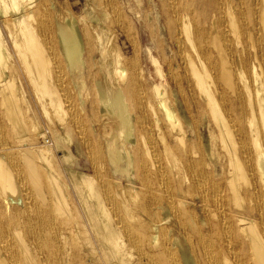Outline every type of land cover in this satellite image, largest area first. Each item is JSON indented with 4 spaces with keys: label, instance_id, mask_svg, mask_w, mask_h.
I'll use <instances>...</instances> for the list:
<instances>
[{
    "label": "bare ground",
    "instance_id": "1",
    "mask_svg": "<svg viewBox=\"0 0 264 264\" xmlns=\"http://www.w3.org/2000/svg\"><path fill=\"white\" fill-rule=\"evenodd\" d=\"M98 1L100 17H79L43 0H0L1 21L42 105L60 125L69 120L59 138L72 144L75 130L103 169L96 177L62 164L66 182L59 154L31 143L52 137L31 134L0 29V264H164V255L196 264L197 250L207 264H264V0H148L156 12L144 23L157 31V52L145 47L153 72L122 0ZM118 29L133 44L129 55ZM185 85L206 103L197 123L181 110L175 90ZM217 142L229 156L228 194L210 210L204 186L218 174ZM59 147L71 162L72 152ZM138 182L145 195L159 187L166 202L150 205Z\"/></svg>",
    "mask_w": 264,
    "mask_h": 264
},
{
    "label": "rangeland",
    "instance_id": "2",
    "mask_svg": "<svg viewBox=\"0 0 264 264\" xmlns=\"http://www.w3.org/2000/svg\"><path fill=\"white\" fill-rule=\"evenodd\" d=\"M38 1H40V0H38ZM43 1L46 3V6L48 8H50V5L52 3L57 4V5L61 6V8H63L62 9L63 12H66V9L67 10L70 9L75 15H77L79 17H83L84 15H86V16L89 15V17H91V16L100 17L101 16L102 10H100L97 7V3L99 2L98 0H43ZM55 2H57V3H55ZM90 3H93V4H90ZM120 4L124 7L125 15L128 16L129 19H131V21L133 22V26H134L133 31L134 32L132 31V33H134V35L136 34V37L139 39V41L141 43V47H142L141 53H143L142 58H143L144 66L147 69L151 70V72H153L154 66L152 63H150L149 58L145 54V47L149 46L153 49V52H155V50H156V42L154 40L155 37H154V39H152V38H153V36H156L157 31L152 29V28H151V30L146 28L144 23L147 20V12L148 11H150L151 13H156V12L154 11L153 8L150 7L148 0H122V3L120 2ZM130 7H132L135 11L139 10L140 13L142 14V17H144V19L142 21H140V20H138V18L135 15L133 16L132 11L130 10ZM50 13L52 14V11ZM149 23H151L152 26L154 25L152 21ZM0 29L2 31V37L4 38L6 45H7L8 49L10 50L9 51L11 54V57L9 59L10 68L8 70L9 71L12 70L16 74L15 78H16V81L18 83V87L20 89L19 94H20L22 111L25 114V118H26L28 125L30 127L35 126L34 128H37V129L32 128L34 131L32 130L31 134L33 136V134L36 135L37 134L36 132H38V131H42V130L47 131L48 130V132H50V135L52 137L51 139H48V140H50V141H48L45 138L37 135L35 137H32L33 139L31 140V143L35 144L36 146L43 147V148L51 146L53 151L55 153L59 154V159H56V164H57L58 169L60 170L62 180H65L66 182H67V176H66V172L64 171V169L62 167V164L70 165V166L76 167L78 169L84 170L86 172L92 173V174L96 175V177L99 174V172H100V174H102L103 172H101V171H103V169H101V171H100V168L95 169V166L92 164V162L90 160V156L88 154L86 147L84 146L81 138L79 137V135L76 133L75 130L71 131V137L73 139L72 144H66V142H64L62 139L59 138V136H58L59 132L60 133L62 132L63 127L69 123V120L66 121V123L64 125L63 124L60 125L58 120H56L55 114L53 116V111L51 109H49V107L42 105L41 99L38 97V95L35 92V89L33 88L30 81L28 80L29 77L27 75V72L25 71V68L19 64L20 62H19L18 58H16V56H15V51H14L12 44H11L12 42H11L10 37H9V32L7 29L4 28V25H3V22L1 21V18H0ZM116 31H117L116 37L118 38L117 41L120 40L117 43L129 55L131 52V48H132L133 44H131V42H129V40H128V38L124 32H122L120 29H118ZM156 52H157V50H156ZM245 60L248 61L247 58H245ZM183 77H184V79H186V73L185 72L183 73ZM153 82H154L153 78H151L148 82V87L151 86V84H153ZM184 87H185V90L182 91L181 93L179 90H177V89L175 90L176 93L179 95V100L182 101L183 104L185 105V106H181V110L183 111L186 108L187 111H191L194 114V117L196 116L195 122L197 123V120H198L197 115L200 116L202 108L205 107L206 103L204 101H202L201 99H198L197 93L194 89L188 90L187 85H185ZM43 111H46V112H43ZM0 115L3 117V107L1 104V99H0ZM1 121L3 123L2 119H1ZM5 126H6L5 127V130H6L5 133L8 134L7 143H9L13 146H16L17 144L15 143V140L12 138L13 137V129L6 122H5ZM89 126H93L92 122H90V121H89ZM94 132H95V134H98L99 131L95 130ZM204 135H207V132ZM191 138H192L191 142L193 144H195V146L199 150H202L203 149L202 144L200 145L201 139L198 140L195 133H193ZM0 142L3 143V141H0ZM173 144L175 146L174 150L178 154L182 153L181 148L178 146L177 142L173 141ZM60 145H62L66 149L70 150L72 152V154L74 155L71 162L70 161L67 162L65 159L62 158V154H61L62 150L59 147ZM217 148H218L219 153H220L219 164H218V174L214 175L213 179L211 181L208 180L204 186V191H206L205 192L206 200H207V203H209L210 210H217V209L219 210V208H221V205L219 206L220 202L216 201V200H219V198H223L225 200L227 198V194H228L227 182H226L227 176L226 175H227V173H228L227 171L229 169V156L227 158V153L225 151H223L224 149L219 144V142H217ZM0 149H1V144H0ZM108 168H109L108 172H110L109 173L110 177H111V174L114 177V174L111 173L112 171H111L109 165H107V169ZM95 172L96 173L98 172V173L96 174ZM100 174L98 175L99 177H100ZM116 180L118 181V183L121 186L125 187V186H127L126 184H128L127 178L122 177L120 175L116 176ZM253 181H255V178L253 179ZM214 183L216 184V186L214 185ZM140 184H141L140 182H138V184H137V186H139V188H138L139 192H143L142 195H140V196H146V197L150 198L151 200L148 201L150 203V205L154 204V200H155V202L158 200L166 202V200L168 198L167 196H169V195L164 196L163 192L161 191V189L159 187H158V190H156L158 192L154 191L155 195H145V194H148V191L144 190L141 187L142 185H140ZM206 185H207V188H206ZM214 186L216 188H214ZM220 187H221V190H218ZM212 190H213V192H212ZM218 191L222 195L219 193V196H218ZM261 191L264 194V191L262 189H261ZM197 194H199V193H197ZM248 195H253V194H248ZM173 196H174L175 200L179 201V197L177 195H173ZM193 196H195V195H193ZM214 197L215 198L217 197L218 199L217 198L215 199ZM72 198H73V201H75V203H76V204L75 203H73V204L76 206L74 208V212H75L74 214H75L76 220L78 221V224L81 227L85 226L88 228L87 220L85 218L86 215L84 214L85 212H84V210L82 211L83 208L80 206V204H78L76 202L75 196H73ZM213 200L215 201L214 203H212ZM249 204L252 205L253 207H255L254 206L255 203L254 202L250 203L248 200V205ZM153 215L154 214H152V216ZM254 215L257 216V213H255ZM173 216H174V214H173ZM173 216H172V220H174V218H175ZM84 222H85V224H84ZM82 223H83V225H82ZM95 245L96 244L94 243V246ZM198 251L199 250H197V252H195V255H194V260H195L196 264H207L206 259L204 257H202L201 253H199ZM86 259L87 258H85L83 260L84 262L81 261L80 264H91V262L90 263L85 262ZM165 259H166V261H165ZM169 259H170V256L167 257V255H164V261H165L164 264H170L171 260H169ZM177 264H180V262L178 261Z\"/></svg>",
    "mask_w": 264,
    "mask_h": 264
}]
</instances>
